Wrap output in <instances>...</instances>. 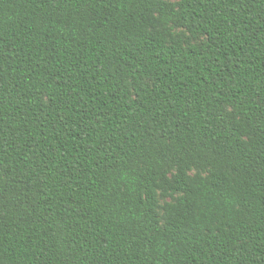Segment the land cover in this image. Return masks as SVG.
Masks as SVG:
<instances>
[{"label": "trees", "instance_id": "obj_1", "mask_svg": "<svg viewBox=\"0 0 264 264\" xmlns=\"http://www.w3.org/2000/svg\"><path fill=\"white\" fill-rule=\"evenodd\" d=\"M0 264H264V0H0Z\"/></svg>", "mask_w": 264, "mask_h": 264}]
</instances>
